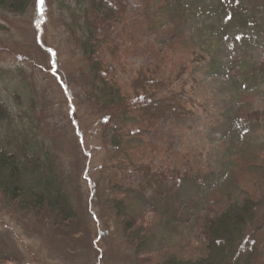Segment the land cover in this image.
Here are the masks:
<instances>
[{"label": "rangeland", "instance_id": "1", "mask_svg": "<svg viewBox=\"0 0 264 264\" xmlns=\"http://www.w3.org/2000/svg\"><path fill=\"white\" fill-rule=\"evenodd\" d=\"M142 2L119 0V10L142 43L138 52L122 58L120 68L107 65L104 72L129 85L140 110L135 113L144 122L131 126L133 134L126 128L120 132L137 158L117 161L120 174L109 159L110 132L104 139V123L79 95L77 73L85 65L68 40L55 0L35 3L22 17L0 15L7 27L0 30V76L13 73L47 90L46 129L54 131V148L71 173L68 190L77 213L72 227L60 230L45 217L0 204V264H138L105 205L110 174L138 193L143 208L156 211L153 198L158 197L163 217L174 226L166 230L170 241L181 244L197 191L223 178L239 142L264 145V0H184L187 48L171 52L161 39L158 49L168 54L163 81L143 88L139 72L153 63L145 43L161 35L142 22ZM118 39L124 47L125 38ZM181 58L185 66L168 77L171 63ZM241 101L247 122L235 116ZM189 167L199 175L188 178ZM150 171L162 177L158 184L150 183ZM170 237L158 235L140 258L160 255ZM261 238L264 264V229Z\"/></svg>", "mask_w": 264, "mask_h": 264}, {"label": "trees", "instance_id": "2", "mask_svg": "<svg viewBox=\"0 0 264 264\" xmlns=\"http://www.w3.org/2000/svg\"><path fill=\"white\" fill-rule=\"evenodd\" d=\"M37 2L0 0V15L22 17ZM118 2L55 0L68 40L85 65L77 73L79 95L83 104L104 123V139L106 132H110L106 139L112 153L109 159L120 174L121 168L117 166L122 164L118 165L117 161L122 157L137 160L121 130L126 128L133 134L131 126H142L144 122H140V116L135 113L140 110L129 85L122 84L116 77L104 76L107 65L114 71L120 68L122 58L138 52L137 47L142 43L135 38L136 32L127 24ZM223 2L226 4V0ZM185 5L184 0H143L142 22L151 31L160 30L161 37L145 43L153 63L139 72L142 88L145 83L156 87L158 84L154 83L163 81L161 67L168 54L158 49L161 39L167 40L164 44L171 52L187 48L189 38L183 30L187 22ZM6 29L0 20V30ZM118 38H125L124 47ZM182 58L171 63L168 77L175 69L185 66ZM8 74L0 76L1 207L32 215L35 219L45 217L60 230L70 228L77 220L68 190L71 173L54 148V131L46 129L47 90L39 91L32 81ZM240 103L235 116L247 122L249 113L243 111L242 101ZM149 115L156 123L157 117ZM146 167H150L148 162ZM147 173L153 185L162 178L154 172ZM197 174L198 170L189 167L186 176L191 178ZM118 177V174H110L106 179L105 205L111 210L124 243L138 264H263L264 145L254 147L248 142H239L223 178L208 189L200 186L201 192L196 193V204L190 209L181 244H176L174 238L170 241V232L166 230H173L174 226L169 217H163L166 210H160L158 197L153 198L156 211L143 208L138 193L124 186ZM158 235L170 237L166 248L154 259L140 258ZM3 257L0 255V261Z\"/></svg>", "mask_w": 264, "mask_h": 264}, {"label": "snow or ice", "instance_id": "3", "mask_svg": "<svg viewBox=\"0 0 264 264\" xmlns=\"http://www.w3.org/2000/svg\"><path fill=\"white\" fill-rule=\"evenodd\" d=\"M44 4V0H38V5H43Z\"/></svg>", "mask_w": 264, "mask_h": 264}]
</instances>
